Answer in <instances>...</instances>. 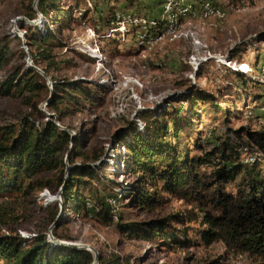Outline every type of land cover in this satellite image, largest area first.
Returning a JSON list of instances; mask_svg holds the SVG:
<instances>
[{
    "label": "rangeland",
    "instance_id": "374dc122",
    "mask_svg": "<svg viewBox=\"0 0 264 264\" xmlns=\"http://www.w3.org/2000/svg\"><path fill=\"white\" fill-rule=\"evenodd\" d=\"M33 3L0 0V43L7 45V63L0 71V82L14 69L26 66V50L30 54L26 31L37 28L45 33V27L51 29L57 38L53 51L56 68L48 78L84 83L90 88L92 101L76 110L68 108L58 122L70 131L69 135L80 139L84 151L102 153L101 160L106 164L103 175L119 184L109 191L117 194L118 200H107L111 222L87 202L88 213L62 212L52 228L58 226L60 239L51 231L52 236L88 245L104 258L111 254L126 257L130 264H264L248 255H230L222 243L205 244L200 236L205 229L200 219L184 227L186 235L177 228L167 229L173 236L171 242L158 236L148 242L136 241L121 231L118 224L157 221L182 213L184 206L172 200L154 210L136 207L130 198V189H136L135 177L126 172L125 149L122 140L116 138L128 121L137 122L149 111L161 112L167 102L177 101L188 91V86L213 94L222 107H229L231 115L226 126L210 123L200 115L199 122L205 121L199 126L203 135L212 132L220 137L224 132L229 134L228 129L240 128L264 131V0H137L133 5L125 0H60V9L69 12L68 18L55 17L52 12L37 26L28 23L37 20V14L33 20L26 16ZM167 9L169 13L163 14ZM125 16L136 20L124 24ZM154 18L155 23L143 22ZM171 25L175 27L169 31ZM136 36L149 41L143 46ZM234 72L245 76L248 95L241 92L242 80ZM245 95L248 97L242 101ZM256 96L261 99L252 101ZM44 103L38 106L43 115L36 117L38 124L51 120L45 113L56 115ZM173 105L181 106L177 102ZM28 113L19 100L0 96V129H17ZM241 157L249 160L256 155L241 152ZM58 173L44 172L38 179L54 180ZM45 192L52 196L58 190L37 189L25 197L0 196V236L15 234L31 239L42 233L51 243V211L59 205L47 203Z\"/></svg>",
    "mask_w": 264,
    "mask_h": 264
},
{
    "label": "trees",
    "instance_id": "16d2710c",
    "mask_svg": "<svg viewBox=\"0 0 264 264\" xmlns=\"http://www.w3.org/2000/svg\"><path fill=\"white\" fill-rule=\"evenodd\" d=\"M125 1L133 5L137 0ZM37 10L44 20L52 12L64 19L69 15L60 9V0H38ZM26 16L33 20L36 13L30 7ZM26 39L33 65L50 76L56 68L55 33L48 27L45 33L34 28L33 32L26 31ZM6 63L7 45L0 43V71ZM233 74L242 80L241 92L248 95L245 76ZM49 78L51 90L37 71L23 66L0 82V96L19 100L30 112L17 129H0V196L25 197L37 189L59 190L65 180L64 159L72 141L67 156L69 175L61 193L63 212L88 213L86 205L91 202L92 209L111 222L107 200H118L117 194L109 191L119 184L103 175L106 164L101 160L102 153H87L78 137L71 140L51 120L40 124L36 121V117L43 116L38 109L43 101H48L47 109L59 121L68 108L76 110L92 103L90 88L84 83ZM186 90L177 101L167 102L161 112H146L137 122L128 121L126 128L116 134L125 149L126 172L135 177L131 202L142 210H154L177 200L184 210L157 221L118 224V228L136 241L148 242L158 236L171 242L173 236L167 229L177 228L186 235L184 227L200 219L205 227L200 235L205 244L222 243L230 255H248L264 262V131L240 128L228 129L229 134L224 132L220 137L212 132L203 135L199 126H204L205 121L199 122L200 115L210 123L226 126L231 115L229 107H222L217 97L202 89L188 86ZM247 97H242V101ZM236 98L241 102L240 95ZM257 99L256 96L252 101ZM175 102L181 106L173 105ZM241 152L255 153L256 157L244 160ZM49 171H59L54 180L38 179ZM58 213V207L51 211V223ZM57 229L58 226L52 230L53 236L60 239ZM93 259L86 250L52 245L42 233L31 239L15 234L0 236V264H92ZM98 264L130 263L126 257L111 254L104 258L99 254Z\"/></svg>",
    "mask_w": 264,
    "mask_h": 264
},
{
    "label": "water",
    "instance_id": "95a60500",
    "mask_svg": "<svg viewBox=\"0 0 264 264\" xmlns=\"http://www.w3.org/2000/svg\"><path fill=\"white\" fill-rule=\"evenodd\" d=\"M37 1L38 0H34V3H33V10L35 11V13L37 14L38 18L37 20L35 21H32V22H28L32 25H40L43 23V17L42 15L39 13V11L37 10ZM16 20H19V19H16ZM25 33H23L21 35V37H23ZM26 53H27V59H26V67L27 68H32L34 69L35 71H37L46 81H47V84L49 85V88L51 89V82L49 81V78L48 76L43 72L41 71L40 69L36 68L35 66L32 65V61H31V56L30 54L28 53V50H26ZM47 104H48V101H46L44 103V107H47ZM46 116L51 119V121L58 127L59 130L61 131H65V132H70L69 130H67L66 128L62 127L59 122H58V119L56 117V115L54 114H49V113H45ZM70 137H71V140L73 139V134L70 133ZM72 144V141H70V146ZM71 147H69L70 149ZM69 149L65 155V159H64V162H67V156H68V152H69ZM68 175H69V167L67 166L66 164V169H65V177H64V182H63V185L59 188L58 192L55 194V195H52L51 198H46L47 196H49V193L48 192H45L44 193V196L46 198V202L47 203H51V202H56L58 205H59V213H58V216L56 218V220L54 221V223H52V225L50 226V229H49V232H48V239L49 241H51V244L52 245H58V246H65V247H69V248H74V249H81V250H86L88 252H90L94 259H93V263L92 264H98V261H99V254L93 249L91 248L90 246L88 245H79V244H76V243H71V242H64V241H61V240H58V239H55L52 234H51V231H52V228L55 226V224L57 223L59 217L61 216L62 212H63V204L61 202V193H62V190H63V186L66 184V181L68 179Z\"/></svg>",
    "mask_w": 264,
    "mask_h": 264
},
{
    "label": "built area",
    "instance_id": "2783aa9c",
    "mask_svg": "<svg viewBox=\"0 0 264 264\" xmlns=\"http://www.w3.org/2000/svg\"><path fill=\"white\" fill-rule=\"evenodd\" d=\"M165 13H169V9H167L165 12H163V14H165ZM133 20H136V18H129L128 16H125L123 19H122V22H124V24L125 23H127V22H133ZM156 20H157V18H154V19H143V22H153V23H155L156 22ZM175 27V25H171L170 26V28H169V31L172 29V28H174ZM158 38V37H157ZM157 38H155V39H157ZM136 39H141L142 40V36H136ZM155 39H153V40H155ZM143 41V46L146 44V42L147 41H149V40H142ZM212 58V57H211ZM262 111V113H263V111L264 110H261Z\"/></svg>",
    "mask_w": 264,
    "mask_h": 264
},
{
    "label": "bare ground",
    "instance_id": "6f19581e",
    "mask_svg": "<svg viewBox=\"0 0 264 264\" xmlns=\"http://www.w3.org/2000/svg\"><path fill=\"white\" fill-rule=\"evenodd\" d=\"M243 70L246 71V67L245 66L243 67ZM48 198H51L50 194H49Z\"/></svg>",
    "mask_w": 264,
    "mask_h": 264
}]
</instances>
